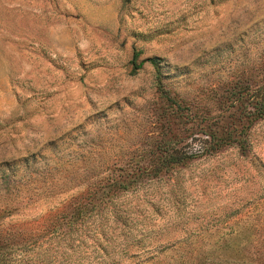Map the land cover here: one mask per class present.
Here are the masks:
<instances>
[{"label": "rangeland", "instance_id": "obj_1", "mask_svg": "<svg viewBox=\"0 0 264 264\" xmlns=\"http://www.w3.org/2000/svg\"><path fill=\"white\" fill-rule=\"evenodd\" d=\"M263 84L264 0H0L5 222L95 188L84 236L57 247L67 264L235 253L264 225V117L247 126L231 102ZM204 130L234 142L213 150Z\"/></svg>", "mask_w": 264, "mask_h": 264}, {"label": "trees", "instance_id": "obj_2", "mask_svg": "<svg viewBox=\"0 0 264 264\" xmlns=\"http://www.w3.org/2000/svg\"><path fill=\"white\" fill-rule=\"evenodd\" d=\"M139 55L140 51L134 50L132 57L133 72L142 65L141 62H137ZM149 61L154 67H158L159 60L157 58H149ZM156 77L159 78V73H157ZM158 81L159 94L164 96L170 103H173L177 110H180L179 104L171 96V89L163 88L161 81ZM240 89L243 91V95H247V97L239 95L231 103L238 107H246L245 103L248 104L247 112H243L242 114L247 121V126H249L257 119L264 117V84L256 90H252L249 85H244ZM203 134L209 137L213 150L234 142L229 132L223 137H220L215 131L211 130H204ZM201 151L203 152V150L199 149L189 153V155L193 156L201 153ZM189 155L186 153L183 157L188 158ZM181 157L172 158L171 162L174 160L181 161ZM160 167L162 168L164 165L161 164ZM9 180V178L2 177L0 185L4 186L5 183L9 185ZM120 185L121 182L112 180L109 183L108 192L111 193L120 187ZM89 193L90 200L88 202L76 205L71 203L67 207L58 209L57 213L47 212L32 220L5 222L3 217L8 214L6 212L8 210L7 208L0 210V264H60L62 261L67 264V258H69L68 256L71 252L63 250L58 254L57 247L60 245L70 246L74 244L75 239H78L82 235L84 236L85 230L82 224L97 212V206L101 202L97 189L94 188ZM252 234L256 235L257 238L245 239L244 246L242 248H239L240 246L237 247L239 249L233 254L227 253L226 250H221L219 252H212L210 256L204 255L192 259L179 257L174 258L170 262L156 260L147 264H264V225L255 226ZM81 240H84V237ZM83 243L80 242L78 245ZM59 255L62 257V260H60L61 257L57 259ZM111 263L113 264V262Z\"/></svg>", "mask_w": 264, "mask_h": 264}]
</instances>
